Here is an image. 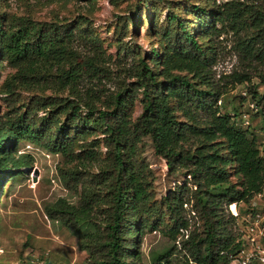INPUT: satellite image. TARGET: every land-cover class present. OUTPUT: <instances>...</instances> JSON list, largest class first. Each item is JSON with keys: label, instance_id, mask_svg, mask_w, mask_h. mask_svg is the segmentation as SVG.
I'll list each match as a JSON object with an SVG mask.
<instances>
[{"label": "trees", "instance_id": "1", "mask_svg": "<svg viewBox=\"0 0 264 264\" xmlns=\"http://www.w3.org/2000/svg\"><path fill=\"white\" fill-rule=\"evenodd\" d=\"M155 1L142 0L145 8ZM211 3L189 5L185 16L170 10L160 32L163 49L119 73L109 69L96 37L80 29L88 24L83 16L73 22L0 17V52L16 68L0 114V191L33 163L18 153L21 143L63 158L69 167H59V178L68 192L79 188L78 199L59 197L45 213L76 237L87 255L83 264H143L139 244L154 230L144 220L152 195L127 144L144 136L168 175H183L195 187L204 246L196 251L195 228L178 249V225L169 231L171 246L148 264H230L239 247L238 219L228 205L249 206L263 192L264 156L248 129L219 106L235 85L256 77L263 91L250 87L248 94L264 115V0ZM140 21L136 13L133 23ZM223 35L232 38L236 64L217 76L214 41ZM17 88L30 93L26 102ZM136 102L141 112L134 118ZM86 131L101 137L86 140ZM232 174L238 183H230Z\"/></svg>", "mask_w": 264, "mask_h": 264}, {"label": "rangeland", "instance_id": "2", "mask_svg": "<svg viewBox=\"0 0 264 264\" xmlns=\"http://www.w3.org/2000/svg\"><path fill=\"white\" fill-rule=\"evenodd\" d=\"M214 1L215 4L211 3L209 8L228 0ZM192 4L202 5L203 0H156L149 8L144 7L142 0H0V17L9 19L12 16H25L34 21L73 22L78 16H83L88 19V24L80 29L96 37L109 69L119 73V69H130L139 58L148 61L153 50L161 51L164 42L160 32L167 24L168 12L173 10L185 16L184 9ZM136 13L141 19L139 24L133 23ZM187 17L191 19L192 16ZM148 20H152V26ZM231 41L230 35H223L214 41L217 54L214 70L217 76L228 73L236 64ZM15 73L16 68L10 66L0 52V114L6 111L4 97ZM122 78L126 79L125 76ZM107 87L111 90L115 88L112 83L107 84ZM250 87L263 91L256 77H252L250 84L235 85L221 97L220 112L229 114L235 123L248 129L256 138L264 156V115L258 114L254 108L248 94ZM16 91L20 93L21 100L26 102L30 93L19 88ZM49 93L45 92L46 95ZM133 107L135 118L141 112V106L136 102ZM39 115L42 116V113ZM54 132L55 129L50 134ZM83 137L90 140L101 136L86 131ZM127 151L135 160L140 173L149 181L152 195L144 220L154 230L147 229L139 244L143 264H148L158 253L171 246L169 231L178 225L180 232L174 241L175 246L184 250L182 240L187 239L196 228L199 239L195 249L203 252V220L195 188L187 183L183 175H168L166 163L155 155L149 137L129 141ZM18 153L31 155L33 163L23 169L22 174L13 175L9 182L4 181L0 191V264H23L26 257L37 258L46 252V264H83L87 255L77 249L76 237L57 221L50 220L45 213V208L59 197H65L73 203L77 201L79 188L77 193L68 192L58 175L59 167L67 168L69 165L59 155L26 142L20 144ZM92 167L95 170V166ZM34 176L36 181L32 180ZM239 180L237 174H232L230 183H238ZM251 205L257 212L263 211L264 188L261 196L255 195L249 206L238 203L240 216L234 227L236 234L237 223L241 226V223H245L247 218L244 216Z\"/></svg>", "mask_w": 264, "mask_h": 264}, {"label": "built area", "instance_id": "3", "mask_svg": "<svg viewBox=\"0 0 264 264\" xmlns=\"http://www.w3.org/2000/svg\"><path fill=\"white\" fill-rule=\"evenodd\" d=\"M184 206L187 207L188 204L185 203ZM250 207L251 209L244 216L247 218L245 223H241L242 226L237 223L239 247L230 255V264H264V208L260 213L253 210V205ZM228 211L236 218L240 216L237 203L229 204ZM47 256L46 252L37 258L26 257L23 264H46Z\"/></svg>", "mask_w": 264, "mask_h": 264}, {"label": "water", "instance_id": "4", "mask_svg": "<svg viewBox=\"0 0 264 264\" xmlns=\"http://www.w3.org/2000/svg\"><path fill=\"white\" fill-rule=\"evenodd\" d=\"M37 174V171L35 170V175ZM32 180L33 181H36V177L34 176L33 178H32Z\"/></svg>", "mask_w": 264, "mask_h": 264}]
</instances>
